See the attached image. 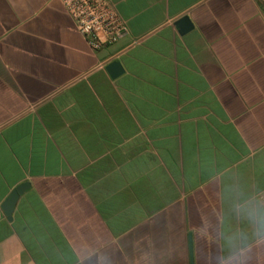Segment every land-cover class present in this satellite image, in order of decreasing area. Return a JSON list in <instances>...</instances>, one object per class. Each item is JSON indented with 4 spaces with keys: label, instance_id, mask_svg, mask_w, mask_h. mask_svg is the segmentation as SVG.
<instances>
[{
    "label": "crops",
    "instance_id": "obj_1",
    "mask_svg": "<svg viewBox=\"0 0 264 264\" xmlns=\"http://www.w3.org/2000/svg\"><path fill=\"white\" fill-rule=\"evenodd\" d=\"M106 1L94 50L63 0H0V264H214L222 187L264 191V0Z\"/></svg>",
    "mask_w": 264,
    "mask_h": 264
},
{
    "label": "clouds",
    "instance_id": "obj_2",
    "mask_svg": "<svg viewBox=\"0 0 264 264\" xmlns=\"http://www.w3.org/2000/svg\"><path fill=\"white\" fill-rule=\"evenodd\" d=\"M221 197L226 203L222 219L205 222L198 234L215 239L214 264H249L253 250L264 246V191L233 183L222 187Z\"/></svg>",
    "mask_w": 264,
    "mask_h": 264
},
{
    "label": "built area",
    "instance_id": "obj_3",
    "mask_svg": "<svg viewBox=\"0 0 264 264\" xmlns=\"http://www.w3.org/2000/svg\"><path fill=\"white\" fill-rule=\"evenodd\" d=\"M76 29L94 50L116 40L125 26L106 0H63Z\"/></svg>",
    "mask_w": 264,
    "mask_h": 264
},
{
    "label": "water",
    "instance_id": "obj_4",
    "mask_svg": "<svg viewBox=\"0 0 264 264\" xmlns=\"http://www.w3.org/2000/svg\"><path fill=\"white\" fill-rule=\"evenodd\" d=\"M178 24L181 25L182 29H186L188 27L187 18L186 17L180 18V20L178 21ZM106 67L110 71V74L112 76L122 71L120 63L117 60H112L111 62L107 64ZM27 185H28L27 182H23L19 184L14 190H12L8 198L4 201L2 208L8 217H10L11 215V212L18 198V195L27 187ZM189 254H190V264H192L190 238H189Z\"/></svg>",
    "mask_w": 264,
    "mask_h": 264
}]
</instances>
